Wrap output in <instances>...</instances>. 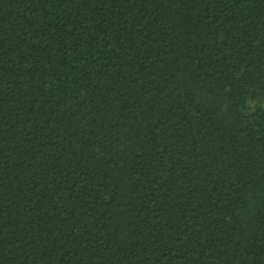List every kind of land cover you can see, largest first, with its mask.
<instances>
[{
	"label": "trees",
	"instance_id": "16d2710c",
	"mask_svg": "<svg viewBox=\"0 0 264 264\" xmlns=\"http://www.w3.org/2000/svg\"><path fill=\"white\" fill-rule=\"evenodd\" d=\"M0 264H264V0H0Z\"/></svg>",
	"mask_w": 264,
	"mask_h": 264
}]
</instances>
